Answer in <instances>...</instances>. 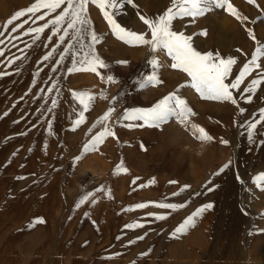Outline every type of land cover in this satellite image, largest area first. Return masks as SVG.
<instances>
[{
  "label": "rangeland",
  "instance_id": "rangeland-1",
  "mask_svg": "<svg viewBox=\"0 0 264 264\" xmlns=\"http://www.w3.org/2000/svg\"><path fill=\"white\" fill-rule=\"evenodd\" d=\"M33 3L0 0V73H7L0 75V264H264V187L253 182L264 172V121L248 137L249 125L264 109V83L244 91L264 73V56L257 61L261 67L231 89L235 104L203 99L187 73L170 67L166 54L118 39L94 4L88 5L89 23L79 35L73 29L53 34L50 24L41 33L29 31L66 5L43 20L36 16L46 9L7 24ZM231 3L241 19L213 7L194 20L173 21V30L191 37L197 51L236 59L225 83L264 46V0ZM120 4L105 10L150 39L140 17L163 14L171 0ZM91 52L107 67L69 71L87 68L79 61ZM154 56L162 82L141 88L154 71L148 63ZM121 87L127 94L117 107ZM83 91L95 99L76 125L82 106L73 93ZM170 93L192 111L184 123L177 112L159 127L123 119L126 110L151 108ZM110 108V118L101 123ZM193 125L212 139H197ZM105 127L115 135L86 150ZM160 203L184 206L164 209ZM208 204L212 207L194 217V225L175 232ZM161 215L166 218L158 219Z\"/></svg>",
  "mask_w": 264,
  "mask_h": 264
},
{
  "label": "snow or ice",
  "instance_id": "snow-or-ice-1",
  "mask_svg": "<svg viewBox=\"0 0 264 264\" xmlns=\"http://www.w3.org/2000/svg\"><path fill=\"white\" fill-rule=\"evenodd\" d=\"M96 5L103 13L104 18L107 20L112 33L117 36L118 39L129 45H148L153 53L160 51L166 56L171 58L170 67L173 69H179L187 73L191 78L190 84L203 99L209 100H225L231 101L233 104L236 100L233 98L231 89H236L244 81V78L248 76L253 68L259 69L261 66L257 61L261 56H264V46H258L256 51L252 54L251 60L244 64L240 70L239 75L231 83H225V79L230 75L233 65L236 63L234 57L221 58L219 54H213L212 52L201 53L197 51L191 43V37L186 36L182 32H176L173 30V21L178 18L191 17L193 20L196 17L203 16L207 12L211 11L213 7L219 9H226L231 15L237 19H241L238 10L231 3V0H171L170 6L164 11L163 14L156 16L152 19H147L141 16L140 19L147 25L148 30L151 33V38L147 39L146 34L143 32H135L123 27L114 18V12L110 13L105 9L118 10L121 6L120 0H34V3L25 8L15 12L11 18L7 21V24H12L13 21L25 16L26 14L35 15L42 9H46L43 15L36 16V19L43 20L45 16L50 13H55L57 9L62 5H66L63 10L56 15L53 19L49 20L42 27L33 28L29 31L34 33H41L50 25H52L53 34L64 31L65 35L68 34V29H73L77 35L82 31L85 25H88L89 21L86 17L89 4ZM127 3H132V0H127ZM249 3H255V0H249ZM135 6V5H133ZM247 19V17H243ZM67 24L66 28H61V25ZM27 23V20L24 21ZM22 25H17L21 27ZM79 26V27H78ZM249 35L253 40L256 39L251 29L248 30ZM93 44L99 41L95 32L89 33ZM201 35H206V31H202ZM60 40L64 41V36H60ZM68 51V49H65ZM0 55L3 52L0 51ZM51 53H49V56ZM63 58V57H62ZM18 59V58H17ZM44 59H48L45 56ZM81 65H88L87 68L69 69V71H92L97 72V67L106 68L107 65L94 54V52L84 54L82 60L79 61ZM118 63H127V61H119ZM148 63L154 69L153 73L145 76L141 82L140 87L143 88L148 84H158L162 81L159 80L156 73V69L160 67L159 60L154 56L148 61ZM7 73H0V75H6ZM99 74V73H98ZM109 81L114 82V77L107 76ZM264 83V73L257 79H253L248 88L244 89L249 93L254 92L255 89ZM74 98L79 101L82 106L79 119L75 122L79 125L84 120L83 111H86L91 102L95 99L87 91L73 93ZM249 101L251 96L248 97ZM55 104V101H53ZM114 109H109L103 117H101V123L108 120ZM241 112L244 109H240ZM177 112L181 117V122L184 123L189 115L192 114L190 108L187 107L185 101L177 96L175 93H170L163 99L158 101L151 108L147 109H130L126 110L123 119H133L143 121L144 124L150 127H159L161 123L165 122L169 114ZM264 121V109H261L260 119L249 125L248 137L251 140L253 136V130L256 125ZM198 135L199 140H211L212 137L208 135L205 130L198 126L193 125ZM115 133L109 128L105 127L97 137L94 138L91 144H86V150H95V144L102 142L106 136H114ZM227 144L228 141H222ZM228 164H225L223 168H227ZM223 168L221 171H223ZM253 182L258 187H264V172L258 173L253 177ZM171 183H175L174 181ZM189 187L185 185L184 188ZM211 190V189H209ZM183 191V188L181 189ZM178 195V193H174ZM87 197H85L86 199ZM151 203V202H150ZM159 208L174 209L183 207L184 205H174L170 203H160L157 205ZM138 208L147 207L146 204L136 205ZM212 205H204L198 208L192 215H190L183 224L176 228L175 232L180 233L187 229V227L194 225V217L201 215L205 210L211 208ZM166 217L161 215L158 219H165ZM37 223H42V219H37ZM137 227L142 226L137 224ZM142 239V237H141ZM146 255V253H145Z\"/></svg>",
  "mask_w": 264,
  "mask_h": 264
},
{
  "label": "built area",
  "instance_id": "built-area-1",
  "mask_svg": "<svg viewBox=\"0 0 264 264\" xmlns=\"http://www.w3.org/2000/svg\"><path fill=\"white\" fill-rule=\"evenodd\" d=\"M117 94H118V96L120 98L118 103H117V107H119L122 104V102L125 100V97H126V94H127L126 89L123 88V87L119 88Z\"/></svg>",
  "mask_w": 264,
  "mask_h": 264
}]
</instances>
